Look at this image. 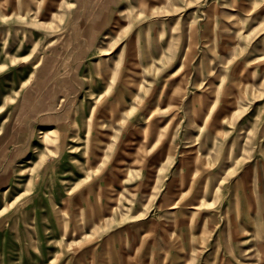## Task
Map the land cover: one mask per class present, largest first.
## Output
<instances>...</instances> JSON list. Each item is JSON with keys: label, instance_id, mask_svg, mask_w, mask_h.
Instances as JSON below:
<instances>
[{"label": "rangeland", "instance_id": "rangeland-1", "mask_svg": "<svg viewBox=\"0 0 264 264\" xmlns=\"http://www.w3.org/2000/svg\"><path fill=\"white\" fill-rule=\"evenodd\" d=\"M0 264H264V0H0Z\"/></svg>", "mask_w": 264, "mask_h": 264}]
</instances>
